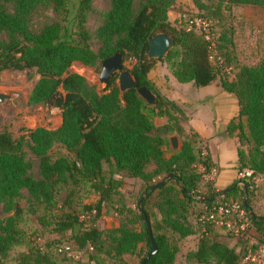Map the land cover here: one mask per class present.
<instances>
[{
    "label": "trees",
    "instance_id": "obj_1",
    "mask_svg": "<svg viewBox=\"0 0 264 264\" xmlns=\"http://www.w3.org/2000/svg\"><path fill=\"white\" fill-rule=\"evenodd\" d=\"M218 1L228 6L264 8V0ZM173 2L108 0V8L95 30L98 46L92 50L84 28L91 0H76L70 18L66 0H0V73L33 69L38 77L26 103L56 107L60 111V123L53 129L37 126L16 139L7 130H0V200L13 203L24 188L33 200L49 207L54 204L58 185L69 183L61 202L64 209L52 216V231L59 235L68 232L75 249L91 247L115 264H120L125 254H139V264L151 251L144 218L156 248L144 264H173L177 252L173 235L180 239L192 233L186 213L188 206L196 205L197 217L203 205L223 201L243 205L244 197L250 210V194L255 189L248 182L235 179L218 200L201 201L199 198H212L220 190L212 188L210 182L200 187L201 174L192 170V166L200 165L207 171L214 165L202 152L192 130V142L185 138L178 150L164 156L163 135L172 132L184 135L180 125L184 117L181 109L161 95L147 78L155 61H163L178 82L202 87L216 80L222 90L235 96L236 120L228 123L227 131H237L240 138L244 135L251 143L246 154L236 149L237 170L248 168L255 174H264V59L251 66L240 65L229 78L220 72L221 65L216 67L210 62L207 43L200 35L184 28L175 29L169 23L166 13ZM47 10L61 17L51 19L45 14ZM159 32L170 36L172 44L164 56L148 59V41ZM115 52L121 54L122 62L130 61L126 69L138 87L144 86L153 95L152 105L145 103L133 89L119 95L115 75L96 91L81 75L68 69L73 61L98 67ZM153 117H163L165 122L155 126ZM54 145L63 148L66 155L52 157L49 151ZM25 149L36 159L37 177L31 174L32 165L25 159ZM124 178L143 181L137 198L138 202L146 193L140 203L141 213L129 210L130 222L139 220L141 227L130 228L121 220L116 227L99 229L95 221ZM163 178L165 181L158 185ZM237 181L246 186L245 194L242 186L234 185ZM84 186L96 194L93 202L82 206L87 214L93 212L87 224L71 209V198ZM152 195L154 204L147 207L145 204ZM18 214L0 220V253L13 239V222ZM248 216L254 230L264 238V216ZM214 231L201 230L195 249L187 257L199 264L239 262L247 241L236 239L239 245L233 248L219 241L216 234L219 232ZM15 260L14 264H56L47 249L38 246L17 253Z\"/></svg>",
    "mask_w": 264,
    "mask_h": 264
},
{
    "label": "rangeland",
    "instance_id": "obj_2",
    "mask_svg": "<svg viewBox=\"0 0 264 264\" xmlns=\"http://www.w3.org/2000/svg\"><path fill=\"white\" fill-rule=\"evenodd\" d=\"M198 1L199 3L194 4L192 0H174L166 13L167 20L175 29L181 30L183 29V15L200 14L210 17L213 22L214 34L216 36L215 53L221 60V66L225 68V70L222 68L223 71L219 70L220 72H225L226 76L230 78L232 73L236 72L240 65L251 66L259 62V60L264 59V8L246 5L228 6L218 0ZM75 4L76 0H66V7L69 10L68 18L73 15ZM107 8L108 0H91L90 9L85 14L84 28L89 34L88 42L92 50L97 49L98 40L95 38V30L100 25L103 12H105ZM45 14L52 17L51 19L56 18V20L61 17L53 14L50 10L45 11ZM210 62L214 64L213 61ZM129 63V60L122 62L125 69L130 67ZM99 68V66L83 65L77 61H73L68 69L71 72L81 75L88 84L93 85L95 90L99 91L103 88L97 81ZM162 70L163 64L158 61L155 69H153V78L156 80L162 79ZM220 74L221 73L218 75ZM37 77L33 69L4 70L0 73V93H10L13 95L11 99L4 100L0 104V130H7L15 139L22 134L26 135L28 129H33L37 126L53 129L60 123V111L58 108L46 107L39 104L28 105L26 103V96ZM174 82L180 86L179 88L190 89L192 86L194 90L197 89V87H193L194 85L191 83H178L175 80ZM155 89L157 90L156 87ZM190 92L193 93L194 91L191 90L188 93ZM190 97L193 96L191 95ZM233 98L235 99L234 96ZM177 106L179 107V105ZM182 114L184 119L180 122V125L183 128L184 135L174 132L163 135L166 140L163 147L165 157H168L172 152L178 150L183 139L187 138L191 142L194 140V138L191 137V130L185 122L186 117L183 111ZM151 120L155 126L163 124L165 121L163 117H153ZM234 136L236 137L237 148L243 154H246V151L251 147V143L246 140L244 135L240 138L237 135V131ZM170 137L174 139L175 148H172V144L169 140ZM199 146L201 147V144H199ZM225 148H228L227 144H225ZM24 151L25 159L30 161L32 165L31 174L33 177H37L36 159L26 149ZM202 152L204 153L203 150ZM49 153L52 157L66 155V151L58 145H54ZM232 157L233 159L235 158L234 153L231 156L229 154V156L223 160V169H219L214 165L216 175L210 182L212 188H214L213 184L217 176L219 180L222 181L226 176L232 175ZM103 168L105 169L104 165ZM150 168L151 167H149V169ZM236 169L234 172L235 175ZM192 170L198 172L197 165L194 167L192 166ZM261 177H264V174H256L257 182L254 184L255 189L250 194L249 205L253 214L264 216V189L262 188V193H258ZM156 180H158V178H156ZM142 184L143 181L138 178H124L122 185L111 197V200L104 203L101 216L95 221L96 226L99 229L113 228L122 220L128 227L139 229L141 227V221L134 220V222H130V211L133 213L137 212L136 202ZM205 185L206 181L202 178L200 187ZM69 187V183L58 185L56 195L52 202L54 204L49 207L33 200L24 188L19 190V195L13 199V203H8L7 199L0 200V220H4L7 216L19 213L13 222L15 229V233L12 234L13 239L8 242L6 250L0 253V264H14L16 261V254L27 251L29 246H38L42 250L47 249V253L54 259L56 264H115V261L102 254L96 253L91 247L85 250L75 249L71 245L68 232L59 235L52 231V216L57 214L59 210L64 209V205H61V202L64 200ZM95 199L96 194L89 191L86 186L79 187L71 198V209L78 213L79 219L84 224L89 222L93 212L87 214L82 209V206L83 204L93 202ZM260 199L262 203L259 202ZM153 204L154 196L152 195L145 205L147 207H152ZM15 208H17V211L13 213ZM196 210L197 207L194 205L192 208L188 206L186 211L192 233L180 239H177L176 235L172 237L175 243L177 242V252L173 264H199L195 263L192 257H187V254L195 249L197 239L202 230L195 215ZM216 234L217 237H219V241L233 248H237L239 245L238 241L228 234L220 232H216ZM250 236L255 242L260 243L259 235L255 230L250 232ZM59 249L60 251H58ZM88 255H93L94 257L88 259ZM138 255L139 254H125L120 264H137Z\"/></svg>",
    "mask_w": 264,
    "mask_h": 264
},
{
    "label": "crops",
    "instance_id": "obj_3",
    "mask_svg": "<svg viewBox=\"0 0 264 264\" xmlns=\"http://www.w3.org/2000/svg\"><path fill=\"white\" fill-rule=\"evenodd\" d=\"M157 62L155 61L153 67L148 71L147 78L154 84L160 94L179 105L185 114V122L188 128L197 134L199 144H201L202 150L209 156L211 162L220 169L223 160L229 154L230 156L233 153L235 154V158H231L232 175L226 176L222 181L217 176L213 184L215 190L224 189L236 178L234 172L238 166L237 143L234 136L236 131L231 133L227 131L228 123L236 120L238 110L236 98L234 99V95L232 94V96L231 93L223 92L224 90L219 87L216 80L211 82L212 84L197 87L196 90L192 86L190 89L179 88L180 86L174 82L176 79L170 74L163 61H159L163 64V78L156 80L153 78L152 73ZM191 90L194 92L188 93ZM191 95L193 97H190ZM225 144L228 145L227 149ZM262 188L264 189V177H261L258 193H262ZM259 202L262 203V200L260 199Z\"/></svg>",
    "mask_w": 264,
    "mask_h": 264
},
{
    "label": "built area",
    "instance_id": "obj_4",
    "mask_svg": "<svg viewBox=\"0 0 264 264\" xmlns=\"http://www.w3.org/2000/svg\"><path fill=\"white\" fill-rule=\"evenodd\" d=\"M182 24L184 30L194 32L202 37L208 46L209 60L213 61L216 67L220 66L221 60L215 53L216 36L212 20L206 16L183 15ZM223 69L225 70V68ZM197 168L201 179L203 178L206 182H211L216 175L214 165L210 166L207 171L200 165ZM236 179L248 182L250 187L257 182L256 174L248 168L237 170ZM248 215L240 202L223 201L203 205L198 211L197 221L202 230L211 228L235 239L247 241L248 246L236 264H264V238L259 236L260 243H258L250 236V232L254 228Z\"/></svg>",
    "mask_w": 264,
    "mask_h": 264
},
{
    "label": "water",
    "instance_id": "obj_5",
    "mask_svg": "<svg viewBox=\"0 0 264 264\" xmlns=\"http://www.w3.org/2000/svg\"><path fill=\"white\" fill-rule=\"evenodd\" d=\"M171 44H172V39L170 38V36H168L164 33H161V32L154 34L148 41L146 57L148 59L157 60L158 58L165 55V53L167 52V50L169 49ZM99 67L100 68H99V72L97 74V81L103 87L109 82L110 78L113 75H115L116 76L115 77V85L118 89L119 95H121L126 90L133 89L136 91V94L138 95V97H140L145 103H147L149 105H152L154 103L153 95L148 91V89L145 88L144 86L138 87L134 78L130 75L128 70L124 68V66L122 64V56L119 52H115L114 54L110 55L109 57L103 59L100 62ZM12 97H13V95L10 93H0V104L4 100L11 99ZM169 140L172 144V148H175L174 139L172 137H170ZM165 179L166 178H163L161 181H159L158 185H161L165 181ZM234 185L242 186L243 193L245 194L246 186L243 184V182L237 181L234 183ZM225 192H226V188L221 189L218 192V194L213 196L212 198L201 197L199 199L201 201H204V202L216 201L220 197H222ZM145 194L146 193H143L137 202V211L139 213H141L140 203H141L143 197L145 196ZM242 203H243L244 208L247 209L248 214L252 218H254L252 212L246 206V203L244 201V197H243ZM16 210H17V208L14 209L13 213H15ZM143 220H144L145 226L148 230V237H149V240L151 243V251L139 262V264H144L145 261L148 259V257L150 255H152L156 250L154 242H153L152 237H151L150 232H149L147 220L145 218Z\"/></svg>",
    "mask_w": 264,
    "mask_h": 264
}]
</instances>
